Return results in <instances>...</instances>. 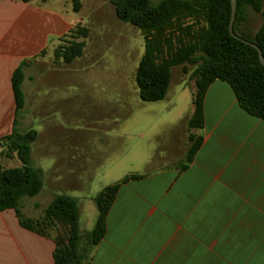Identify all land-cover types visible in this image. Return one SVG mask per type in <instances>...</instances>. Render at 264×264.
<instances>
[{
  "label": "crops",
  "instance_id": "1",
  "mask_svg": "<svg viewBox=\"0 0 264 264\" xmlns=\"http://www.w3.org/2000/svg\"><path fill=\"white\" fill-rule=\"evenodd\" d=\"M67 3L0 0V140L14 128L12 79L22 66L25 106L16 126L37 132L32 161L35 148V168L43 173L41 193L48 205L61 195L56 187L45 190L48 181L74 189L89 179L88 170L125 162L124 156L107 151L103 161H93L90 145L92 137L101 145L109 144V138L122 140L126 130L102 124L80 131L61 128L60 122L75 114L77 59L65 65L54 54L72 30L84 25L82 18L71 15L75 11ZM173 105L170 101L164 113L150 114L149 121H163L157 124L166 128L163 145H155L163 131H139L149 116H133L137 167L156 169L136 173L142 178L121 186L89 264H264V120L240 107L227 82L215 80L204 100L203 127L192 131L202 138L201 147L186 163L194 106L189 114L175 116L167 112ZM159 151L162 157H157ZM21 166L16 155L7 158L0 147V168ZM95 198L90 197L89 205ZM26 199L21 205L26 217L38 218L48 206L29 200L34 203L29 207ZM87 207H80V217ZM89 211L97 220L93 206ZM55 250L52 235L26 229L13 209L0 211V264H55Z\"/></svg>",
  "mask_w": 264,
  "mask_h": 264
},
{
  "label": "trees",
  "instance_id": "2",
  "mask_svg": "<svg viewBox=\"0 0 264 264\" xmlns=\"http://www.w3.org/2000/svg\"><path fill=\"white\" fill-rule=\"evenodd\" d=\"M29 1V0H26ZM73 10L82 9L81 0H71ZM117 18L139 29L144 37L145 52L139 62L135 81L139 97L145 103L166 99L175 67L192 66L190 79L194 81L192 103L194 111L188 123L189 146L186 163L193 160L202 138L192 133L203 127L204 100L215 80L227 82L234 90L240 107L248 114L264 120V66L258 51L231 36V0H109ZM262 24L252 34L254 16ZM235 34L256 44L264 56V0H238L234 23ZM86 39L89 30L78 25L67 37ZM84 42H69L55 51V59L72 64L84 54ZM16 100V120L10 135L0 140L3 155H16L19 168H0V211L13 209L23 227L44 236L54 228L56 243L55 264H89L93 249L106 233L109 210L123 184L142 178L127 176L105 187L95 198L98 217L93 230L83 234L80 229V207L76 199L57 196L38 219L26 217L21 205L26 197H35L44 188L43 173L33 165L32 145L37 139L35 130L17 129V117L25 106L24 73L20 66L13 75Z\"/></svg>",
  "mask_w": 264,
  "mask_h": 264
},
{
  "label": "rangeland",
  "instance_id": "3",
  "mask_svg": "<svg viewBox=\"0 0 264 264\" xmlns=\"http://www.w3.org/2000/svg\"><path fill=\"white\" fill-rule=\"evenodd\" d=\"M66 1L73 8L72 2ZM151 1L156 5L161 0ZM82 4V10L76 14L71 12V15L83 19L84 25L80 26L89 30V36L86 39L80 38V36L77 38L76 35L74 38H66L56 48L57 50L60 46H67L69 42L85 43L83 56L75 61L78 82L75 114L70 116L67 121H61V128L80 131L90 130L98 124H102L107 125L110 129L126 130L127 133L124 139L119 138L117 142H113L115 138H109V144L106 145L99 144L98 137H92L90 145L93 161H103L102 157L103 155L105 157L107 151L110 154L114 153L117 157L124 156L123 166L117 167L115 164L112 166L107 164L105 168L88 170L89 179H84V184H80L74 189L70 185L51 184V181H48L45 186V190L56 187V193L76 198L81 208L85 204L88 206L82 210L80 217V229L86 232L92 231L95 225L94 221H96L94 220V213L89 211L90 206H93L94 211L98 214L95 200L89 205L90 197L95 198L105 187L121 181L127 176L156 169L154 166L146 168L143 164H139L140 166L137 167L133 157V143L136 140L133 116H149L147 120L141 122L139 131L142 129H146L147 132L163 131V136L160 135L161 137L155 143V145H163L167 138L165 137L166 128L157 124H161L163 121H158V119L149 121L150 114L160 115L164 113L165 106H168L170 101H173L174 105L167 111L169 114L175 116L189 114L192 110L191 99L194 81L190 79V73L193 71L192 66H187L188 72H185L183 66L175 67L172 71L168 99L155 103L143 102L139 97V90L135 81L139 62L145 52V41L141 31L120 21L109 0H82ZM261 24V18L257 15L254 16L251 24L252 34L259 29ZM94 97L98 100H95ZM96 115H99L100 118H95ZM122 115H124L123 120H121ZM95 124L97 125L94 126ZM178 128L180 129L177 127L172 131L176 133ZM161 155L159 151L157 157H162ZM33 161V165L36 167L38 158L35 148L33 149ZM101 164L104 162L99 165ZM165 164L166 162L161 163V165ZM26 198H28L26 199L27 202H30L28 203L29 207L34 206V203L29 200L37 201L41 207L49 203V199L44 193L37 197ZM42 216L43 213L38 218ZM56 231L54 228L47 229V232L52 236L57 235Z\"/></svg>",
  "mask_w": 264,
  "mask_h": 264
},
{
  "label": "water",
  "instance_id": "4",
  "mask_svg": "<svg viewBox=\"0 0 264 264\" xmlns=\"http://www.w3.org/2000/svg\"><path fill=\"white\" fill-rule=\"evenodd\" d=\"M237 1L238 0H231V6H232V17H231V21H230V25H229V31H230V34L231 36H233L234 38H237L238 40L242 41L243 43H245L246 45L248 46H251L253 48H255L258 53H259V58H260V62L261 64L264 66V56L262 54V51L261 49L256 45V44H253L251 42H248L240 37H238L235 32H234V23H235V20H236V13H237Z\"/></svg>",
  "mask_w": 264,
  "mask_h": 264
}]
</instances>
